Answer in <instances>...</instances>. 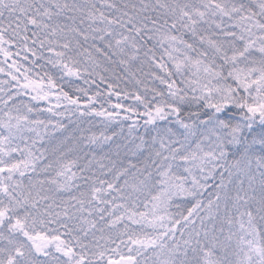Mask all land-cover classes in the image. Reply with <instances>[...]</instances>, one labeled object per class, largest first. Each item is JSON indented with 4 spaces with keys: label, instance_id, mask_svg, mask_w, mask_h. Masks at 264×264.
Segmentation results:
<instances>
[{
    "label": "snow or ice",
    "instance_id": "6c2138e0",
    "mask_svg": "<svg viewBox=\"0 0 264 264\" xmlns=\"http://www.w3.org/2000/svg\"><path fill=\"white\" fill-rule=\"evenodd\" d=\"M0 57V264H264V0H0Z\"/></svg>",
    "mask_w": 264,
    "mask_h": 264
},
{
    "label": "trees",
    "instance_id": "16d2710c",
    "mask_svg": "<svg viewBox=\"0 0 264 264\" xmlns=\"http://www.w3.org/2000/svg\"><path fill=\"white\" fill-rule=\"evenodd\" d=\"M13 51H15V49H13ZM2 59H3V57H0V60H2ZM14 59H19V58H18V57H14ZM30 59H31V57H30ZM11 62H12V61L9 60V63H11ZM22 62H23V61H22ZM24 63H25V66H28L26 62H24ZM41 63H42V62H41ZM48 67H50V66H48ZM33 71H34V72H38V71H39V67L34 68ZM41 74H42V73H41ZM5 78H6V77H5L3 74H0V79H5ZM61 83H64V82L62 81ZM75 84H77V85H79V86H81V87H86V88L89 87V85L84 84L82 80H76V81H75ZM97 84L99 85V88H97L96 85H92L89 94H91V92H93V91H101V92H105V93H106L107 85L104 84V83H100L99 80H97ZM119 87L122 88V87H124V85L121 84V85H119ZM129 87H130V86H129ZM64 90H65V91H69L70 94H73V95H76V94H77V93H74V92L72 91L71 88H69V86H68L67 83H64ZM25 99H27V97H25ZM112 101H113V103H115V102H116V98H115V97H112ZM123 102L125 103V105L133 104V103H134V101H133L132 99H128V100H125V101H123ZM41 106H42V107H47V104H42ZM98 106H99V105H98ZM105 107H108V105L105 104ZM141 111H142V109H141ZM124 114H125V113H123V112L121 113V115H124ZM133 119H136V117H133ZM95 120H96V122H97V127H99V120H100V118H95ZM141 122H142V121H141Z\"/></svg>",
    "mask_w": 264,
    "mask_h": 264
}]
</instances>
